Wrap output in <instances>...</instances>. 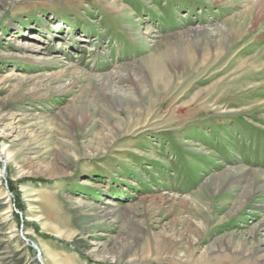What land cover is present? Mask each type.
Returning a JSON list of instances; mask_svg holds the SVG:
<instances>
[{
    "label": "rangeland",
    "instance_id": "obj_1",
    "mask_svg": "<svg viewBox=\"0 0 264 264\" xmlns=\"http://www.w3.org/2000/svg\"><path fill=\"white\" fill-rule=\"evenodd\" d=\"M252 6L0 0V264H264Z\"/></svg>",
    "mask_w": 264,
    "mask_h": 264
},
{
    "label": "bare ground",
    "instance_id": "obj_2",
    "mask_svg": "<svg viewBox=\"0 0 264 264\" xmlns=\"http://www.w3.org/2000/svg\"><path fill=\"white\" fill-rule=\"evenodd\" d=\"M252 11L257 16L262 15L264 13V0H253ZM12 130L13 129H10V131H12ZM1 169H3V168L0 167V176L2 177V170Z\"/></svg>",
    "mask_w": 264,
    "mask_h": 264
}]
</instances>
